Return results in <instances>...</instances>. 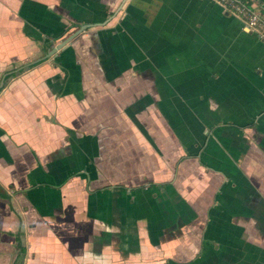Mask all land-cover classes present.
<instances>
[{
	"label": "crops",
	"instance_id": "0c3cea01",
	"mask_svg": "<svg viewBox=\"0 0 264 264\" xmlns=\"http://www.w3.org/2000/svg\"><path fill=\"white\" fill-rule=\"evenodd\" d=\"M0 264H264V42L213 0H0Z\"/></svg>",
	"mask_w": 264,
	"mask_h": 264
},
{
	"label": "built area",
	"instance_id": "2783aa9c",
	"mask_svg": "<svg viewBox=\"0 0 264 264\" xmlns=\"http://www.w3.org/2000/svg\"><path fill=\"white\" fill-rule=\"evenodd\" d=\"M223 6L229 13L243 20L248 32L256 35L264 42V22L252 12L246 2L235 0H213Z\"/></svg>",
	"mask_w": 264,
	"mask_h": 264
},
{
	"label": "water",
	"instance_id": "95a60500",
	"mask_svg": "<svg viewBox=\"0 0 264 264\" xmlns=\"http://www.w3.org/2000/svg\"><path fill=\"white\" fill-rule=\"evenodd\" d=\"M90 27L88 25H84L76 30L74 33L70 34L68 37L59 42L58 45L54 46L46 55V58H50L55 55L58 51L64 49L71 43L77 36H79L82 32L86 31Z\"/></svg>",
	"mask_w": 264,
	"mask_h": 264
},
{
	"label": "trees",
	"instance_id": "16d2710c",
	"mask_svg": "<svg viewBox=\"0 0 264 264\" xmlns=\"http://www.w3.org/2000/svg\"><path fill=\"white\" fill-rule=\"evenodd\" d=\"M235 1H240L241 3L244 2L245 0H235ZM20 253L24 255V249H20Z\"/></svg>",
	"mask_w": 264,
	"mask_h": 264
}]
</instances>
